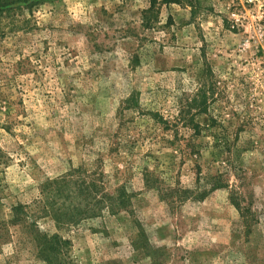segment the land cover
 I'll list each match as a JSON object with an SVG mask.
<instances>
[{"label":"rangeland","instance_id":"rangeland-1","mask_svg":"<svg viewBox=\"0 0 264 264\" xmlns=\"http://www.w3.org/2000/svg\"><path fill=\"white\" fill-rule=\"evenodd\" d=\"M0 3V264H47L31 219L65 264H264V0ZM70 167L130 204L57 227L37 201Z\"/></svg>","mask_w":264,"mask_h":264},{"label":"trees","instance_id":"trees-1","mask_svg":"<svg viewBox=\"0 0 264 264\" xmlns=\"http://www.w3.org/2000/svg\"><path fill=\"white\" fill-rule=\"evenodd\" d=\"M176 1L149 0L150 7L147 11H151L157 2L169 4ZM2 4L0 3V9ZM87 173L81 167H70L64 175L48 179L43 183L42 195L37 201V205L43 216L51 217L57 227L77 226L85 219L99 216L102 211L114 212L125 209L130 204L131 193L127 191L124 185L118 186L113 193H110L100 183V176L94 177L92 173ZM222 179V174L209 177L210 186L199 191L181 187H169L167 189L164 187L162 189L158 183H154L155 181L150 179L149 171L144 173L145 185L149 187L156 184V189L161 192L162 198L166 199L171 195H176L179 200L187 198L188 195L202 198L207 191L225 187L226 183H222ZM14 210H17V223H27V215L30 213L23 211V205L18 204ZM20 215L22 217H19ZM29 226L31 240L35 244L38 257L45 260L47 264H65L66 251L62 247L66 246L69 241L57 233L49 234L39 230L33 219L29 221Z\"/></svg>","mask_w":264,"mask_h":264}]
</instances>
